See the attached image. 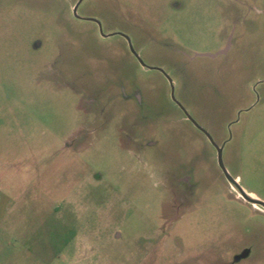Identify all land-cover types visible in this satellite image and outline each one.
<instances>
[{"label": "rangeland", "instance_id": "obj_1", "mask_svg": "<svg viewBox=\"0 0 264 264\" xmlns=\"http://www.w3.org/2000/svg\"><path fill=\"white\" fill-rule=\"evenodd\" d=\"M78 1L0 0V264H264L262 209L168 80ZM78 14L171 78L264 202V0Z\"/></svg>", "mask_w": 264, "mask_h": 264}, {"label": "water", "instance_id": "obj_2", "mask_svg": "<svg viewBox=\"0 0 264 264\" xmlns=\"http://www.w3.org/2000/svg\"><path fill=\"white\" fill-rule=\"evenodd\" d=\"M84 0H79L76 5L74 6L72 12H73V15L76 19H80V20H89V21H94L97 23L98 27H99V32L101 34L102 37H110V36H114V35H120V36H123L129 46H130V50L132 52V54L138 59L139 63L141 64L142 67L144 68H148L145 63L143 62V60L141 59V57L136 53V51L134 50L133 48V45H132V42H131V39L124 35V34H121V33H114V34H111V35H105L103 33V30H102V25L100 23V21H97V20H94V19H87V18H82L80 17V15L78 14V9L80 7V5L82 4ZM229 48H227L226 50L222 51L220 54H226L227 51H228ZM214 57V56H213ZM149 69H156V68H149ZM159 70L160 72H162L166 78L168 79L170 85H171V97H172V100L179 106V108L184 112L187 120H189L194 126L195 128H197L199 131H201L202 133L205 134V136L208 138V140L210 141V143L215 147V149L217 150V162H218V166L220 168V170L222 171V173L224 174L226 180L229 182V184L231 185L232 189L235 190L237 193H239V195L248 203L252 204V205H255V206H261L264 208V202L257 199V198H254L252 197V195L248 194L243 188L242 186L239 184V182L237 181V179H235L227 170L225 164H224V160H223V150H224V145L222 146H218L213 138L211 137V135L205 131L193 118L192 116H190L188 114V112L184 109V107L177 101V99L175 98V91H174V85H173V81L171 80V78L161 69H157Z\"/></svg>", "mask_w": 264, "mask_h": 264}, {"label": "flooded vegetation", "instance_id": "obj_3", "mask_svg": "<svg viewBox=\"0 0 264 264\" xmlns=\"http://www.w3.org/2000/svg\"><path fill=\"white\" fill-rule=\"evenodd\" d=\"M80 20V19H79ZM92 22H94V21H92ZM96 25H97V23L96 22H94ZM98 26V25H97ZM99 28V27H98ZM115 36V35H114ZM118 36H120V35H118ZM111 37V36H110ZM120 37H122L125 41H126V43H127V45H128V47H129V50H130V46H129V44H128V42H127V40L123 37V36H120ZM103 38H105V37H103ZM107 38H109V37H107ZM130 52H131V50H130ZM131 54H132V52H131ZM133 55V54H132ZM134 56V55H133ZM135 57V56H134ZM136 58V57H135ZM137 59V58H136ZM138 60V59H137ZM139 62V61H138ZM141 65V64H140ZM143 69H145V70H157V69H149V67L148 68H144V67H142ZM157 71H159V70H157ZM160 72V71H159ZM165 78H166V76L162 73V72H160ZM167 79V78H166ZM168 80V79H167ZM169 82V81H168ZM169 85H170V83H169ZM173 85H174V83H173ZM170 88H171V85H170ZM174 91H175V86H174ZM172 98V97H171ZM173 101V100H172ZM174 102V101H173ZM175 103V102H174ZM176 104V103H175ZM177 105V104H176ZM177 107L179 108V106L177 105ZM180 109V108H179ZM181 110V109H180ZM182 111V110H181ZM183 112V111H182ZM183 114H184V112H183ZM185 115V114H184ZM186 117V116H185ZM187 119V118H186ZM189 121V120H188ZM190 122V121H189ZM194 126V125H193ZM195 127V126H194ZM197 129V128H196ZM198 130V129H197ZM201 132V131H200ZM202 133V132H201ZM204 134V133H203ZM205 135V134H204ZM239 182V181H238ZM231 186V185H230ZM232 188V187H231ZM243 188V187H242ZM244 189V188H243ZM235 191V190H234ZM235 193L237 194V196L240 198V199H242L243 200V202H245V203H247V204H249V205H251V206H253V207H257V208H261L262 209V212L264 213V208L263 207H261V206H255V205H252V204H250V203H248V202H246L240 195H239V193H237L236 191H235ZM248 193V192H247ZM248 194H250V193H248ZM253 197H255L254 195H252ZM256 198V197H255ZM262 201V200H261Z\"/></svg>", "mask_w": 264, "mask_h": 264}, {"label": "crops", "instance_id": "obj_4", "mask_svg": "<svg viewBox=\"0 0 264 264\" xmlns=\"http://www.w3.org/2000/svg\"><path fill=\"white\" fill-rule=\"evenodd\" d=\"M3 217H0V222H1V219H2Z\"/></svg>", "mask_w": 264, "mask_h": 264}, {"label": "bare ground", "instance_id": "obj_5", "mask_svg": "<svg viewBox=\"0 0 264 264\" xmlns=\"http://www.w3.org/2000/svg\"><path fill=\"white\" fill-rule=\"evenodd\" d=\"M238 181V180H237ZM253 197V196H252ZM255 198V197H254Z\"/></svg>", "mask_w": 264, "mask_h": 264}]
</instances>
